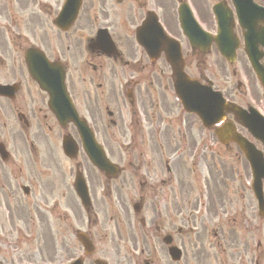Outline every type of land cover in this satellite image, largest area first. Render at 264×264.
Masks as SVG:
<instances>
[{"label":"flooded vegetation","instance_id":"1","mask_svg":"<svg viewBox=\"0 0 264 264\" xmlns=\"http://www.w3.org/2000/svg\"><path fill=\"white\" fill-rule=\"evenodd\" d=\"M235 2L250 14L242 23L233 0H0V264H259L261 231L245 213L252 181L245 154L229 139L220 143L216 126L204 127L171 95L177 47L190 77L222 81L227 99L245 110L252 100L264 115L244 41L264 65V0ZM215 12L231 15L243 84L226 81ZM33 49L45 59L31 57V69L63 71L69 98L115 168L94 167L76 127L57 117L29 71ZM236 118L226 112L223 123L253 140ZM200 143L208 153L197 156ZM203 170L207 248L198 232L192 241L182 235L184 221L203 222L194 215L198 199L183 213L188 176Z\"/></svg>","mask_w":264,"mask_h":264},{"label":"rangeland","instance_id":"2","mask_svg":"<svg viewBox=\"0 0 264 264\" xmlns=\"http://www.w3.org/2000/svg\"><path fill=\"white\" fill-rule=\"evenodd\" d=\"M231 82H232V83H234V82H235V79H234V78H232V79H231Z\"/></svg>","mask_w":264,"mask_h":264}]
</instances>
